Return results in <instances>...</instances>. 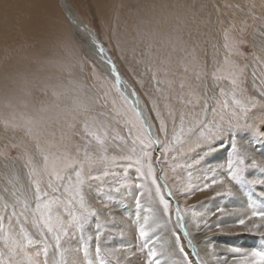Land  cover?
Masks as SVG:
<instances>
[{"label": "snow or ice", "instance_id": "1", "mask_svg": "<svg viewBox=\"0 0 264 264\" xmlns=\"http://www.w3.org/2000/svg\"><path fill=\"white\" fill-rule=\"evenodd\" d=\"M158 7L163 11L169 5L162 3ZM180 31L177 27L179 50L185 56L180 61L183 75L179 78V91L172 89L173 81L158 78L160 71L167 76L169 69L146 66L151 72L152 87L159 94L157 97L149 95L154 119L145 115L139 95L122 79L116 62L87 25H76L68 39L83 49L79 34L87 33L90 49L83 52V56L95 52L108 65L114 76L112 87L121 101L117 106L116 99L110 100L114 116L96 110L108 107L110 89L88 97L87 101L78 100L72 110L61 108L56 102L60 93L55 90L52 92L55 100L51 104L28 112L17 113L16 98H7L6 107L12 110V119L2 121L5 130L9 127L13 131L22 130L26 142L11 144V148L20 151L4 163V182L0 184V264H109L107 257H111L115 264H129L127 256L121 257L119 248L102 246L101 237L106 226L115 225L117 220L114 216L102 220L100 210L93 206L91 195L94 184L96 191L104 193L107 177L114 175L112 169L124 162H127V168H134L138 174V181H133L139 190L135 197L136 206L142 207L141 197L157 201L165 224L171 222L174 215L182 235L188 237L187 247L196 254L200 264H207L200 258L184 224L185 213L192 206L182 209L180 202L173 199L174 193L164 179L166 173L160 169L161 175H157L153 153L159 150L163 154L157 157V163L171 154L174 159L182 158L181 166L189 169L188 180L180 185L176 194L187 198L220 185L227 191H217L216 195L230 196L232 191L224 178L212 176L202 185L191 180V170L203 163L202 150L208 151L228 137L234 141L230 145L232 158L227 161L228 181L236 185H264V180H249L244 175L247 168L264 169V161L253 158L250 165L246 164L247 157L241 153L244 133L255 132L264 139V122L261 127H255L250 115L258 105L264 107V74L258 75L255 69L249 73L248 65H241L230 56H225L223 61L213 57L209 66L208 61L197 54V45L193 44L189 49L187 41L179 35ZM167 43L171 44L173 52L177 50V43L171 40ZM241 43L232 41L225 47L242 56ZM117 48L120 49L119 44ZM120 50L123 59V49ZM149 54L153 55L151 45ZM80 63L83 67V62ZM170 63L171 53L160 60V65ZM93 75H96L95 64ZM137 83L143 87L145 81L138 79ZM164 84L168 85L167 92L161 87ZM78 87L83 91L85 86L80 84ZM24 107L27 109L28 105L25 103ZM121 120L126 129L124 135L112 127L113 122L119 125ZM7 151L8 145H5L0 156H5ZM128 184L125 177L122 182L108 185V201L113 199L111 193H119ZM261 195L264 196V192ZM249 207L252 208L251 215L238 218V225H246L254 218L264 221V210H257L251 204ZM217 213L219 218L228 215L224 207L207 216L192 212L197 232L202 226L204 231L219 228L218 222L209 224L210 217ZM93 221L94 236H85ZM155 223L150 208L149 215L142 223L138 221L136 229L139 250L147 249L145 264H162V258L167 254L163 245L159 249L149 247L150 243L155 245L160 241ZM254 226L260 227L259 224ZM152 236H155L154 241ZM173 236V251L178 252L181 259L172 261V264H192L181 235L174 231ZM90 248L94 250L90 251ZM225 252L235 254L233 264H264V249L229 247ZM207 254L220 264L215 245L209 246ZM223 264H228L227 258Z\"/></svg>", "mask_w": 264, "mask_h": 264}, {"label": "rangeland", "instance_id": "2", "mask_svg": "<svg viewBox=\"0 0 264 264\" xmlns=\"http://www.w3.org/2000/svg\"><path fill=\"white\" fill-rule=\"evenodd\" d=\"M8 1L9 0H7V3ZM47 1L48 5L45 6V8V0H32V3H34V6L36 4L40 5H36L35 9L39 8L40 11L43 10L44 15L51 18L54 25L52 27L49 26L47 32L43 31L44 29L38 32H28L26 38H23V41L25 42L21 41L13 46L10 45L12 44L10 43L12 40L9 37V33L15 29V18L10 16L12 14L11 12H4L3 10V14H9L10 20L5 29L6 40L0 43V70H3L1 67L6 61H9L8 66L14 65L17 69L22 65L21 71L22 73L24 72V77L22 76L24 82L33 78L31 73L34 74L35 77L38 75V83L36 85H39L40 81H43L45 85H53V90L62 94V96L60 95L59 97L60 102H56L59 104L61 103L60 106L62 105L61 101L64 103L66 102V104L68 103L67 106H65L66 104H63L61 107L68 110L75 108L78 100L87 101L88 97H95L99 92L110 89L111 95L108 107L103 109L97 108L96 110L103 111L108 116H114L111 111L110 100L113 98L116 99L117 106L121 103L119 94L112 87L114 81L109 77L108 73L103 70V64L98 57H96L97 55L94 52H91L89 56L84 57L83 52L89 51V49L84 45L83 49H81L78 44H75L68 39V36L71 35L74 30L62 1L53 0L55 5H53V2H50V0ZM65 1L68 6L71 7L70 9L79 16L81 23L87 25L88 28L96 33L98 40L104 45L106 50H108V55L112 56L113 60L116 62L117 70L120 72L122 79L126 81L128 86L135 89L139 95L145 115L151 116L154 119V113L151 111L149 95L157 97L159 94L155 93L152 87L151 72L147 71L146 66L151 65L153 66V69H155L156 66L169 69L167 76H165L164 71H160L157 74L158 78L161 80L167 79L173 81L171 85L172 89L179 91V78L183 75V68L180 61L181 58L185 56V53L179 50L176 38L178 33L162 29L159 25H150L151 16L149 15V11L142 8H139L138 11L135 10V6L139 5L142 0L139 1L140 3L138 0ZM41 3H43V5ZM50 3L53 6H51ZM192 7H196V9L194 8L195 11H193L196 14L192 13L191 18V22H193L192 25H194V34L193 31L184 33L182 28L184 24L180 25L181 22L178 23V27L182 28L180 29L181 31L179 35H182L184 41H187L189 49L193 44L197 45V54H201L204 59L208 61L209 66H211L213 57L223 61L225 56H230L231 59L237 61L241 65H248L249 73L255 69L258 75L264 74V0H195ZM54 10L57 11V15L50 14V12ZM140 10L141 13L139 12ZM43 12L41 11L39 13L41 14ZM15 14H18L19 16L21 14L20 17L27 20L25 14H29V11L26 8H17L15 9ZM200 16L202 17L200 18ZM104 19L106 20V23H104ZM114 25L116 27H114ZM110 26H113V28L111 27L110 29ZM80 27L83 26L81 25ZM115 28H118L119 31ZM113 31L114 33H112ZM121 34H123V36ZM79 38L90 47L87 33H80ZM124 38L127 39V41H125ZM170 38H173V40ZM169 40L173 43H177L178 46L176 51H172L171 44L167 43ZM232 41H242L239 45L240 51L243 53L242 56L233 54L230 52L229 48L225 47L226 44L230 45ZM117 44L120 45V49H123V59L120 58L121 50L117 48ZM149 45H151V53L153 55L149 54ZM169 53H171V63L168 65H160V60L165 59ZM46 56L48 57L45 58ZM59 56L62 58L60 59L61 61L59 60ZM35 59L38 61L36 60L35 62ZM40 61H42V64H40ZM81 61L83 62V67H81ZM138 61L140 62L138 63ZM33 62L35 63L31 65ZM43 63L45 64L43 65ZM93 64H95V76L93 75ZM35 65L37 67H35ZM57 66H60V70ZM47 68L50 69L48 70ZM61 69H64V72H62ZM130 69H134L135 71H130ZM57 71H61V73H59L60 75ZM108 72L110 73V71ZM28 73L31 77L28 76ZM51 73H53L58 81L51 77ZM56 75L60 77H56ZM50 78L53 79L50 80ZM138 79H143L145 81L143 87L137 83ZM49 80H54V83ZM69 81L71 82V85ZM75 82H77L78 85L83 84L85 86L83 91L80 90ZM58 85L60 87L64 85L66 86L65 88L70 89V91L64 90V87L60 88ZM34 87L33 94L37 97V102L40 101L43 105H49L55 100V97L51 94L53 90L50 89L44 92V101L47 100L43 102V99L40 98V93L42 92L40 87ZM54 87H57L58 89ZM161 87L164 88L165 92L168 91L167 84L161 85ZM64 93L65 96H63ZM146 93H148V95H146ZM160 103L163 108L162 99L160 100ZM250 115L251 121L254 122L255 127H261L262 122H264V107L258 105ZM114 119L119 118L114 117ZM112 127L116 128L121 135L126 133V129L123 127V120L120 121L119 125L113 122ZM243 136L244 139L242 141L243 146L241 147V153L247 157L245 161L246 164L250 165L253 158L257 161H264V139L257 136L255 132L244 133ZM21 141L26 142V137L22 130L7 131L0 126V152H3L5 150V145H8L6 155L0 156V184H3L4 182V173L6 170H4L3 166L5 160L15 157L20 151V149L11 148V144L20 143ZM233 142L232 139L225 137L222 141L217 142V144L210 150H202L203 163H201L198 168L191 170L192 182L201 185L206 178L212 176H215L217 179L224 178L225 183L231 188L232 195L230 196L216 195L217 191H227V189H222V186L220 185H216L207 191L197 192L195 195L187 198L183 195L176 194L180 185L188 180L189 169L181 166L183 163L182 158L174 159L171 154H168L166 158H163L157 163V157L162 156L163 154H161L159 150L153 153V162L154 166L157 167V175H161L160 169H163V172L166 173L164 179L168 181V187L171 188L174 193L173 199L180 202L182 209H187L189 206H192L191 210L185 213L184 224L191 234V239L193 240L195 247L199 250L200 258L206 261L207 264H218L216 260H213L211 256L207 254L210 245L216 246L220 264H223L225 258H227L228 264H233L235 259V254L225 252L226 248L240 247L245 250H251L253 248L264 249V221L254 218L253 220H248L246 225L243 226L236 223L238 218L251 215L252 208L249 207V204L257 210H264V196L261 195V193L264 192V185H236L234 182L228 181L227 161L232 158L233 155L230 147ZM126 163L127 162L121 163L112 169L114 175L107 177L104 185V193L96 191V185H93L91 194L93 197L92 203L94 207L100 210L101 219L103 220L109 216H114L117 220L115 225L106 226L103 236L101 237L102 246L105 248H119L121 257L123 258L124 256H127L129 264H145L147 249L143 252L139 250V240L136 229L138 227V221L142 223L143 218L149 215V209L151 208L156 221L154 226L156 228V233L160 236V241L155 245L150 243L149 247L155 246L159 249L160 246L163 245L167 254L162 258V264H172V261H178L181 259V255L178 252L173 251L174 231L181 235L182 242L186 243L185 251L188 253V259L192 261V264H195L191 258L192 255L190 256V253L186 249L188 237L182 235V229L176 224L174 215L172 221L165 224V218L162 217L161 212L158 211L159 206L157 201H149L146 197H141L142 207L138 208L136 206L135 197L138 195L139 190L135 187L133 181H138V174L134 168H127ZM244 175L249 180H264V169L247 168ZM125 177H127V180L129 181L128 186L122 187L119 193H111L113 199L108 201L107 186L114 184L117 181L122 182ZM166 198L168 197L166 196ZM219 207H224L228 215L219 218L220 214L217 213L216 216L210 217L209 224L218 222L220 227H213L209 231H204L202 226L201 231L198 233L194 227L192 212L198 214L204 213L207 216ZM257 224L260 225L259 228L254 226ZM121 233H123V235H121ZM94 234L95 222L93 221L88 225L85 236H94ZM152 240H155V236H152ZM93 250L94 249L90 248V251ZM132 252H135V255H131ZM89 258L94 259V257ZM107 260L109 261V264H115L111 257H107Z\"/></svg>", "mask_w": 264, "mask_h": 264}, {"label": "bare ground", "instance_id": "3", "mask_svg": "<svg viewBox=\"0 0 264 264\" xmlns=\"http://www.w3.org/2000/svg\"><path fill=\"white\" fill-rule=\"evenodd\" d=\"M62 1V4H63V6H64V8H65V11H66V14H67V16H68V18H69V20H71V23H72V26H73V30L75 31V28H76V25H82L83 26V23H81V21H80V19H79V16L74 12V11H72L70 8L71 7H69L68 6V4H67V2L65 1V0H61ZM126 1V0H125ZM129 1V0H128ZM139 1H141V0H138V2ZM197 1V0H196ZM9 2H10V4H9ZM38 2V1H37ZM50 2H53V5H55L54 4V1L53 0H50ZM109 2V1H108ZM133 2H135V1H133ZM195 2V0H142V2L141 3H143V4H141L140 2V4L139 5H134V4H132L133 6H135V10L136 11H138V9L139 8H142V9H147L148 11H149V15L151 16V23H150V25H159L162 29H165V30H171V31H174V32H176V28L178 27V23L179 22H181L180 23V25L181 24H184L183 26H182V28H183V31H184V33L185 32H192L193 31V26L194 25H192V23L193 22H191V18H192V13H195V12H193V11H195V9H196V7H192L193 6V3ZM36 3V2H35ZM162 3H166V4H168L169 5V7L166 9V10H161L159 7H158V5H160V4H162ZM203 3V2H202ZM201 3V4H202ZM38 4H39V2H38ZM38 4H36L37 6H40V5H38ZM42 5H43V3H41ZM51 4V3H50ZM131 4V3H130ZM135 4H137V3H135ZM35 5V6H36ZM48 5V1L47 0H45V4H44V8H45V6H47ZM52 4H51V6H53ZM110 5V4H109ZM200 5V4H199ZM35 6H34V3H32V0H16V1H13V0H9L8 1V3H7V0H0V43H2V42H4L5 40H6V31H5V29H6V25H7V23H8V21L10 20V16H12V17H14L15 18V20H14V30L12 31V32H10L9 33V37H10V39L12 40L10 43H12V44H10V45H16L18 42H21V41H23V38H26V34H28V32H38V31H40V30H43V31H45V32H47V28L50 26V27H52L54 24H53V21H52V19L51 18H49V17H46L45 15H44V12H43V10H41L43 13H39V12H41L40 10H39V8L38 9H35ZM50 6V7H51ZM131 6V5H130ZM201 6V5H200ZM42 7V6H41ZM40 7V8H41ZM17 8H26L28 11H29V14H25L26 16H27V20H25V19H22L20 16H21V14H20V16L18 15V14H15V9H17ZM198 8V7H197ZM42 9V8H41ZM202 9H203V7H202ZM206 9V8H205ZM3 10H4V12L5 11H7V12H11L12 14L9 16V14H6V13H4L3 14ZM48 10H49V8H48ZM51 10V9H50ZM131 10V9H130ZM132 10H133V8H132ZM199 10V9H198ZM21 11V10H20ZM197 11V10H196ZM131 12V11H130ZM135 12V11H134ZM140 13H141V10L139 11ZM18 13V12H17ZM128 13V12H127ZM136 13H138V12H136ZM203 13V12H202ZM205 13V12H204ZM50 14L51 15H53V14H58L57 13V11H51L50 12ZM135 14V13H134ZM147 14V13H146ZM196 14V13H195ZM43 15H44V17H43ZM141 16V15H140ZM115 17V16H114ZM124 17V16H123ZM133 17V16H132ZM198 17V16H197ZM202 16H200V18H201ZM140 18H142V17H140ZM118 19V18H117ZM127 19V18H126ZM125 19V20H126ZM137 19V18H136ZM105 20V19H104ZM132 20V19H131ZM193 20V19H192ZM200 20V19H199ZM199 20H197V21H199ZM27 21V22H26ZM124 21V20H123ZM135 21V20H134ZM204 21V20H203ZM127 22V21H126ZM129 22V21H128ZM141 22V21H140ZM13 23V22H12ZM104 23H106V20L104 21ZM114 23V22H113ZM112 23V24H113ZM130 23V22H129ZM138 23V22H137ZM200 23V22H199ZM202 23V22H201ZM111 24V25H112ZM121 24V23H120ZM126 24V23H125ZM136 24V23H135ZM140 24V23H139ZM204 24V23H203ZM109 25H110V23H109ZM124 25V24H123ZM149 25V24H148ZM125 26V25H124ZM132 26V25H131ZM197 26V25H196ZM111 27L113 28V26H110V29H111ZM114 27H116L115 25H114ZM150 27H152V26H150ZM120 28V27H119ZM130 28V27H129ZM179 29H182V28H180V27H178ZM197 28V27H196ZM116 29V28H115ZM118 29V28H117ZM116 29V30H117ZM121 29V28H120ZM199 29V28H198ZM52 30V29H51ZM112 30H114V29H112ZM164 30V31H165ZM118 31H119V29H118ZM40 33V32H39ZM38 33V34H39ZM112 33H114V31L112 32ZM111 33V34H112ZM128 33H129V31H128ZM132 33V32H131ZM136 33V32H135ZM177 33V32H176ZM110 34V35H111ZM193 34H194V31H193ZM44 35V34H43ZM51 35V34H50ZM119 35V34H118ZM122 36H123V34H121ZM150 35H152V34H150ZM166 35V34H165ZM172 35V34H171ZM28 36V35H27ZM120 36V35H119ZM130 36V35H129ZM147 36H149V35H147ZM178 36V35H177ZM29 37V36H28ZM42 37V36H41ZM124 37H125V35H124ZM150 37V36H149ZM162 37V36H161ZM170 37H172V36H170ZM192 37V36H191ZM123 38V37H122ZM121 38V39H122ZM126 38V37H125ZM124 38V39H125ZM153 38H154V36H153ZM177 38V37H176ZM151 39V38H150ZM170 39H172L173 40V38H170ZM186 39V38H185ZM192 39V38H191ZM39 40V39H38ZM50 40V39H49ZM81 40V39H80ZM152 40V39H151ZM184 40V39H183ZM125 41H127V39H125ZM23 42H25V41H23ZM43 42V41H42ZM45 42V41H44ZM81 42H82V40H81ZM100 42V41H99ZM48 43V42H47ZM83 43V45L86 47V48H88V49H90V47H88V45L86 44V43H84V42H82ZM101 43V42H100ZM42 44V43H41ZM44 45V44H43ZM7 47V46H6ZM4 48V47H3ZM41 48V47H40ZM106 49V48H105ZM15 50V49H14ZM39 50V49H38ZM41 50V49H40ZM51 50V49H50ZM15 52V51H14ZM37 52H39V51H37ZM37 52H36V55H37ZM49 52V51H48ZM33 53H34V51H33ZM95 53V52H94ZM39 54V53H38ZM41 54V53H40ZM42 54H43V52H42ZM54 54V53H53ZM132 54V53H131ZM199 54V53H198ZM32 55V54H31ZM30 55V56H31ZM34 55V54H33ZM46 55V54H45ZM45 55H43V56H45ZM56 55V54H55ZM54 55V56H55ZM57 55H59V54H57ZM61 55V54H60ZM35 56V55H34ZM53 56V55H52ZM51 56V57H52ZM200 56V58L201 59H203V60H205L204 59V57L200 54L199 55ZM48 56H46L45 58H47ZM60 57V56H59ZM64 57H67V56H64ZM96 57H98V59L102 62V64H103V70L106 72V73H108V75H109V77L114 81V76L111 74V73H109L108 71H109V67H108V65L104 62V59H102L101 57H99L98 55L96 56ZM24 58H25V56H24ZM32 58V57H31ZM39 58H40V56H39ZM50 58V57H49ZM41 59V58H40ZM51 59V58H50ZM56 59V58H55ZM58 59V58H57ZM60 59H62L61 57L59 58V60ZM36 60L37 59H35V62H36ZM53 60V59H52ZM68 60V59H67ZM38 61V60H37ZM61 61V60H60ZM65 61V60H64ZM63 61V62H64ZM35 62H33L31 65H33ZM41 63L40 64H42V61H40ZM44 62V61H43ZM46 62L48 63V61L46 60ZM71 62V61H70ZM28 63V62H27ZM68 63V62H67ZM14 64V63H13ZM13 64H11V65H13ZM45 63H43V65H44ZM72 64V63H71ZM9 65V61H6V62H4V65L1 67V68H3V70H0L1 72H0V126L3 128V129H5V127H4V125H3V123H2V121L3 120H5V119H8V120H11L12 119V110L11 109H9L8 107H6V101H7V98L9 97V96H14L16 99H15V101H14V103L16 104V112L17 113H21V112H28V111H30V110H32L33 108H38V107H40L41 105H43V104H41V102L39 101V102H37V97H35L34 96V94H33V91H34V89H35V87L34 86H38V87H40V89H41V93H40V98L41 99H43L42 101L43 102H45L44 101V92L45 91H48V90H50V89H52L53 90V85H45L44 84V82L43 81H40L39 82V85H36L37 83H38V75H36V77H35V75L34 74H32L31 73V75H32V79H30L29 81L27 80V82H24V79H23V77H24V72L22 73V65H20L19 67V69H17L14 65L13 66H8ZM51 65V64H50ZM46 66L48 67V65L46 64ZM35 67H37L36 65H35ZM57 67H59L58 69L60 70V66H57ZM29 68V67H28ZM72 68V67H71ZM39 69H41V68H39ZM38 69V70H39ZM48 69V68H47ZM50 69V68H49ZM48 69V70H49ZM52 69V68H51ZM65 69V68H64ZM63 69V70H64ZM69 69V68H68ZM108 69V70H107ZM37 70V69H36ZM43 70V69H42ZM58 70V71H59ZM62 70V69H61ZM62 70V72H64ZM72 70V69H71ZM75 70H77V69H75ZM57 71V72H58ZM69 71V70H68ZM43 72V71H42ZM45 72V71H44ZM71 72V71H70ZM69 72V73H70ZM74 72V71H73ZM59 73H61V71L60 72H58V74ZM67 73V72H66ZM65 73V74H66ZM76 73V72H75ZM29 74V73H28ZM52 75H51V77H53L55 80H57L56 78H55V76L53 75V73H51ZM57 74V73H56ZM73 74V73H72ZM50 75V74H49ZM60 75V74H59ZM23 76V77H22ZM28 76H30V74L28 75ZM41 76V75H40ZM62 76V75H61ZM66 76H68V75H66ZM73 76H74V74H73ZM27 77V76H26ZM31 77V76H30ZM56 77H60V76H58V75H56ZM65 77V76H64ZM63 77V78H64ZM72 77V76H71ZM53 78H50V80L51 79H53ZM68 78H70V77H68ZM74 78V77H73ZM41 79V78H40ZM46 79V78H45ZM60 79V78H59ZM62 79V78H61ZM72 79V78H71ZM44 80V79H43ZM49 80V81H50ZM64 80V79H63ZM68 80V79H67ZM66 80V81H67ZM53 81V83H54V80H52ZM52 81H50V82H52ZM58 81V80H57ZM72 81V80H71ZM125 81V80H124ZM62 82V81H61ZM70 82V81H69ZM68 82V83H69ZM48 83V82H47ZM52 83V84H53ZM58 83V82H57ZM75 83H77V82H75ZM51 84V83H50ZM64 84V83H63ZM70 85H71V82H70ZM77 85H78V83H77ZM55 86V85H54ZM57 86V85H56ZM59 86V85H58ZM60 87V86H59ZM65 88L66 86H62V87H60V88ZM68 87V86H67ZM71 87V86H70ZM73 87V86H72ZM54 88H57V87H54ZM58 89V88H57ZM64 90H69L70 91V89H64ZM26 92H28V93H26ZM47 93V92H46ZM48 94V93H47ZM50 94V93H49ZM51 94H52V92H51ZM69 94V93H68ZM61 96H62V94H60ZM48 96H50V95H48ZM47 96V98L49 99V97ZM63 96H65V93H64V95ZM66 96H68V95H66ZM74 96V95H73ZM51 98V97H50ZM67 98V97H66ZM69 98V97H68ZM40 99V100H41ZM60 100V99H59ZM58 100V101H59ZM61 100H64V99H61ZM50 101V100H49ZM48 101V102H49ZM60 102V101H59ZM62 102V105L63 104H66V102L64 103L63 101H61ZM27 104L28 105V108L26 109L25 107H24V104ZM52 103V102H51ZM46 104V103H45ZM49 104V103H48ZM61 104V103H60ZM62 105H61V107H62ZM68 105V103L65 105V106H67ZM7 131H13L10 127L7 129ZM19 133H20V131H19ZM24 134V133H23ZM4 167V166H3ZM2 167V168H3ZM4 170H5V168H4ZM184 242H185V240H184ZM186 244V243H185ZM186 249L188 250V252L190 253V256H191V258H192V260L194 261V263L195 264H200V261L197 259V257H196V254L193 252V251H191L192 249L191 248H188L187 247V245H186Z\"/></svg>", "mask_w": 264, "mask_h": 264}]
</instances>
